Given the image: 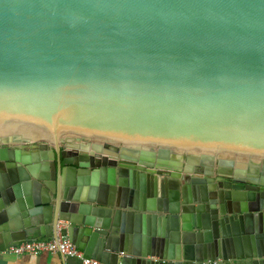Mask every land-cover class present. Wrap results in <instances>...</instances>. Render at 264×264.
Wrapping results in <instances>:
<instances>
[{
  "label": "water",
  "instance_id": "95a60500",
  "mask_svg": "<svg viewBox=\"0 0 264 264\" xmlns=\"http://www.w3.org/2000/svg\"><path fill=\"white\" fill-rule=\"evenodd\" d=\"M60 237L264 264V0H0V253Z\"/></svg>",
  "mask_w": 264,
  "mask_h": 264
},
{
  "label": "built area",
  "instance_id": "2783aa9c",
  "mask_svg": "<svg viewBox=\"0 0 264 264\" xmlns=\"http://www.w3.org/2000/svg\"><path fill=\"white\" fill-rule=\"evenodd\" d=\"M10 253L17 255H33L41 254H61L63 256H72L79 258L82 264H104L99 260L85 257L73 243L67 238L60 237L58 241L53 239H39L32 241H24L7 250Z\"/></svg>",
  "mask_w": 264,
  "mask_h": 264
},
{
  "label": "crops",
  "instance_id": "0c3cea01",
  "mask_svg": "<svg viewBox=\"0 0 264 264\" xmlns=\"http://www.w3.org/2000/svg\"><path fill=\"white\" fill-rule=\"evenodd\" d=\"M0 264H82L79 258L61 254L17 255L8 251L0 253Z\"/></svg>",
  "mask_w": 264,
  "mask_h": 264
},
{
  "label": "flooded vegetation",
  "instance_id": "af4514ba",
  "mask_svg": "<svg viewBox=\"0 0 264 264\" xmlns=\"http://www.w3.org/2000/svg\"><path fill=\"white\" fill-rule=\"evenodd\" d=\"M67 150L71 151V152H75L76 151V150H73V149H67ZM79 153H83V152L79 151ZM85 154H90V152H85ZM198 167L201 168V169H204V170L208 169V170L217 171V166L216 165L214 166L212 164H203V163H201V164L198 165Z\"/></svg>",
  "mask_w": 264,
  "mask_h": 264
}]
</instances>
